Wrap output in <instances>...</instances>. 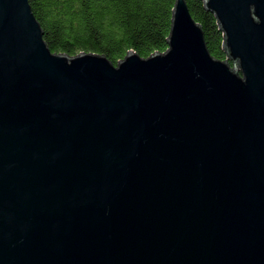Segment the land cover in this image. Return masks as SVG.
Returning <instances> with one entry per match:
<instances>
[{
	"label": "water",
	"instance_id": "95a60500",
	"mask_svg": "<svg viewBox=\"0 0 264 264\" xmlns=\"http://www.w3.org/2000/svg\"><path fill=\"white\" fill-rule=\"evenodd\" d=\"M187 0L168 49L54 53L0 0V264H264V0Z\"/></svg>",
	"mask_w": 264,
	"mask_h": 264
},
{
	"label": "trees",
	"instance_id": "16d2710c",
	"mask_svg": "<svg viewBox=\"0 0 264 264\" xmlns=\"http://www.w3.org/2000/svg\"><path fill=\"white\" fill-rule=\"evenodd\" d=\"M54 53L105 55L118 64L128 52L142 58L166 52L176 0H29ZM204 29L211 54L227 58L215 14L202 0H187Z\"/></svg>",
	"mask_w": 264,
	"mask_h": 264
}]
</instances>
